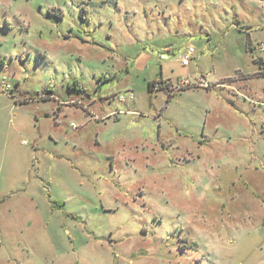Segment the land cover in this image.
<instances>
[{"label":"rangeland","instance_id":"374dc122","mask_svg":"<svg viewBox=\"0 0 264 264\" xmlns=\"http://www.w3.org/2000/svg\"><path fill=\"white\" fill-rule=\"evenodd\" d=\"M260 42L264 0H0V264H264Z\"/></svg>","mask_w":264,"mask_h":264},{"label":"built area","instance_id":"2783aa9c","mask_svg":"<svg viewBox=\"0 0 264 264\" xmlns=\"http://www.w3.org/2000/svg\"><path fill=\"white\" fill-rule=\"evenodd\" d=\"M258 46H259V49H261V50H264V43L263 42H260V43H258ZM192 53V49H188L187 50V52H186V55L183 57V58H181V63L183 64V65H186L187 63H188V60H187V57H188V55H190ZM163 56H165L166 57V55L165 54H163ZM190 84V82L188 81V80H186V79H183V80H181L179 83H178V87L180 88V87H182V86H187V85H189ZM200 85H207L206 83H202V82H200ZM160 87V84H155L154 85V88L155 89H157V88H159ZM177 88V87H176ZM130 98L132 99L133 98V93H130ZM121 99H124V96H121L120 97Z\"/></svg>","mask_w":264,"mask_h":264},{"label":"trees","instance_id":"16d2710c","mask_svg":"<svg viewBox=\"0 0 264 264\" xmlns=\"http://www.w3.org/2000/svg\"><path fill=\"white\" fill-rule=\"evenodd\" d=\"M149 90L151 91L154 88V84L153 83H149Z\"/></svg>","mask_w":264,"mask_h":264}]
</instances>
